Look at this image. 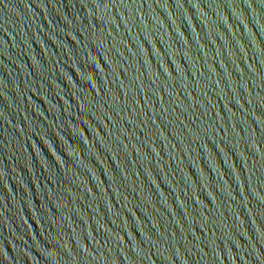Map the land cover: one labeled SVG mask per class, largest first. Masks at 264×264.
<instances>
[{"label":"water","instance_id":"obj_1","mask_svg":"<svg viewBox=\"0 0 264 264\" xmlns=\"http://www.w3.org/2000/svg\"><path fill=\"white\" fill-rule=\"evenodd\" d=\"M0 264H264V0H0Z\"/></svg>","mask_w":264,"mask_h":264}]
</instances>
